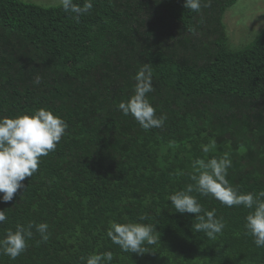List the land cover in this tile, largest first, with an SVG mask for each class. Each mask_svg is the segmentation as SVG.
<instances>
[{
  "label": "trees",
  "instance_id": "16d2710c",
  "mask_svg": "<svg viewBox=\"0 0 264 264\" xmlns=\"http://www.w3.org/2000/svg\"><path fill=\"white\" fill-rule=\"evenodd\" d=\"M237 1L201 0L194 12L184 0H93L77 21L62 6L0 0V117L45 108L68 124L12 201H0V238L34 222L49 225V239L33 228L26 250L14 260L0 254V264H84L105 251L111 264H264V247L244 227L249 209L193 191L225 222L209 239L168 201L195 183V159L225 153L231 185L264 191V31L229 48L223 17ZM145 63L149 102L167 117L149 130L118 109ZM210 139L216 146L205 154ZM129 221L153 224L159 243L143 255L122 251L106 231Z\"/></svg>",
  "mask_w": 264,
  "mask_h": 264
},
{
  "label": "clouds",
  "instance_id": "9594fccd",
  "mask_svg": "<svg viewBox=\"0 0 264 264\" xmlns=\"http://www.w3.org/2000/svg\"><path fill=\"white\" fill-rule=\"evenodd\" d=\"M65 13L75 14L77 21L81 15L93 9V0H83L82 4L74 0H61ZM205 6H210L209 4ZM184 7L194 12H200L201 0H184ZM135 80L133 94L118 104V109L124 116H132L145 130L160 128L167 117L156 115L155 108L149 102L148 93L152 87V66L145 63L133 77ZM34 83L39 85L41 77L36 76ZM68 124L51 110L39 108L31 114H22L15 118L0 117V201L10 202L19 189L22 181L32 177L38 170L40 157L55 151L57 144L65 134ZM216 146V141L210 139L207 145H201L203 153L207 154ZM194 173L191 180L182 190H177L168 197L175 212L193 214L197 223L192 225L197 232H203L209 239H215L225 227L222 218H217L215 209L205 210L198 202L193 191L202 196H211L221 204L243 206L249 209L245 216L246 234L254 238L257 247H264V191L259 193H241L226 179L231 160L227 153L219 158L212 157L195 159ZM7 219L6 213L0 210V223ZM140 220L146 219L141 216ZM38 232L42 241L49 239V225L29 222L27 226L17 224L15 231L9 229L0 238V254L11 259L18 257L27 248V240L33 236L32 229ZM106 236L122 251L143 255L148 252V246L159 243L153 224L139 222H110ZM114 256L111 251L93 252L87 257H81L84 264H111Z\"/></svg>",
  "mask_w": 264,
  "mask_h": 264
},
{
  "label": "rangeland",
  "instance_id": "374dc122",
  "mask_svg": "<svg viewBox=\"0 0 264 264\" xmlns=\"http://www.w3.org/2000/svg\"><path fill=\"white\" fill-rule=\"evenodd\" d=\"M43 8L61 6V0H20ZM228 46L233 51L250 46L264 31V0H238L224 17Z\"/></svg>",
  "mask_w": 264,
  "mask_h": 264
}]
</instances>
